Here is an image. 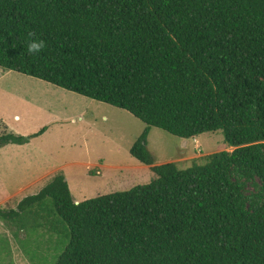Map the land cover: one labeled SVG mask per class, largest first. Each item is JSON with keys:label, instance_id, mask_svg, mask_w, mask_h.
Masks as SVG:
<instances>
[{"label": "trees", "instance_id": "obj_1", "mask_svg": "<svg viewBox=\"0 0 264 264\" xmlns=\"http://www.w3.org/2000/svg\"><path fill=\"white\" fill-rule=\"evenodd\" d=\"M0 67L133 114L146 128L130 154L156 174L79 202L55 174L0 207L26 251L41 232L62 241L56 264H264V0H0ZM150 127L222 130L234 149L155 164ZM253 178L251 199L238 180Z\"/></svg>", "mask_w": 264, "mask_h": 264}, {"label": "rangeland", "instance_id": "obj_2", "mask_svg": "<svg viewBox=\"0 0 264 264\" xmlns=\"http://www.w3.org/2000/svg\"><path fill=\"white\" fill-rule=\"evenodd\" d=\"M146 124L130 112L44 80L0 67V135H34L27 144L0 147V207H15L61 173L75 202L149 183L156 174L130 154ZM148 149L155 164L174 161L186 169L205 164L209 154L232 151L222 130L181 138L150 127ZM251 199L261 191L257 178L240 179ZM15 235L0 220V264H56L62 241L34 233Z\"/></svg>", "mask_w": 264, "mask_h": 264}, {"label": "clouds", "instance_id": "obj_3", "mask_svg": "<svg viewBox=\"0 0 264 264\" xmlns=\"http://www.w3.org/2000/svg\"><path fill=\"white\" fill-rule=\"evenodd\" d=\"M44 48V41L32 40L27 44V52L29 54L39 53Z\"/></svg>", "mask_w": 264, "mask_h": 264}, {"label": "crops", "instance_id": "obj_4", "mask_svg": "<svg viewBox=\"0 0 264 264\" xmlns=\"http://www.w3.org/2000/svg\"><path fill=\"white\" fill-rule=\"evenodd\" d=\"M27 144V143H26ZM18 145V144H17Z\"/></svg>", "mask_w": 264, "mask_h": 264}]
</instances>
